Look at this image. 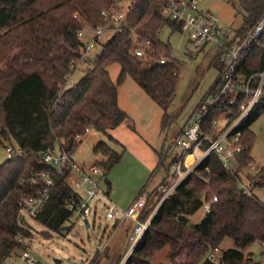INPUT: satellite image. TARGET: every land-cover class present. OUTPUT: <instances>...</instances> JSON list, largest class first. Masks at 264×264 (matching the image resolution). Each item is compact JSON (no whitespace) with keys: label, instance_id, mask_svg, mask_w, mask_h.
<instances>
[{"label":"trees","instance_id":"trees-1","mask_svg":"<svg viewBox=\"0 0 264 264\" xmlns=\"http://www.w3.org/2000/svg\"><path fill=\"white\" fill-rule=\"evenodd\" d=\"M238 2L245 11L244 24L237 31L243 36L264 13V0ZM110 3L111 0H0V64L13 49L31 39L14 56L8 72L0 76V141L13 139L23 149L22 156L7 158L0 166V264H6L16 250L28 249L26 242H19L21 237L27 240L33 237L25 217L20 221L23 215L18 204L24 190L21 180L31 173L45 170L56 182L45 207L34 220L47 231L60 235L69 228L67 222L73 215L66 203L73 198L69 177L58 175L56 169L44 163L40 158L42 152L59 148L75 154L81 144L77 137L84 136L87 128L102 132L110 142L119 144L110 131L129 118L120 108L118 97L119 86L128 76L167 116L179 80V67L175 63L167 57L166 64L159 61L166 49L157 37L159 30L165 25L179 30L174 22L160 15L159 10L167 0H134L124 30L115 32L94 59L93 68L71 89L61 93L59 84L70 64L81 58L83 42L77 32L85 26L84 20L95 25L101 23V12ZM147 39L151 40L152 49L150 58L143 61L135 50ZM113 63L121 66L117 84L108 69ZM214 63L222 71L221 53ZM263 70L264 35L248 52L240 74L248 78ZM244 100L242 94L224 97L212 110L208 122L223 113L229 123L233 122L240 115ZM263 114L264 97L237 128L246 146L237 156L242 168L252 159L250 148L255 134L251 126ZM94 154L98 157L94 164L104 169L106 175L123 158V152L107 142L96 145ZM177 161L179 155L173 157L170 166ZM167 171L169 177H164L153 194L147 193L139 219L145 222L157 211L125 264H165L154 263L152 258L166 246L171 248V261L177 264H199L203 260L202 264H216L207 260V253L226 238H231L235 247L223 251L219 264H254L242 250L255 241L264 242V201L245 192L238 174L226 169L211 153L161 203L164 196L161 187H168L174 177L170 168ZM255 179L254 184L264 179V166ZM107 186L111 189L108 179ZM204 197L211 202V212L199 223L189 224V217L203 208ZM213 197L218 200H211ZM119 256L112 264L120 263L123 254Z\"/></svg>","mask_w":264,"mask_h":264},{"label":"rangeland","instance_id":"rangeland-1","mask_svg":"<svg viewBox=\"0 0 264 264\" xmlns=\"http://www.w3.org/2000/svg\"><path fill=\"white\" fill-rule=\"evenodd\" d=\"M201 8L204 12H212L220 18L228 37L233 36L244 24L245 11L238 0H234V3L230 0H203ZM157 37L166 47L162 56L167 57L170 62L179 67V80L169 104L167 116L165 111L132 77L128 76L119 86V106L127 112L129 118L110 131V134L120 143L114 144L109 141L106 134L91 129L90 132L81 136L80 147L75 153L78 163L91 165L98 159L94 154V147L101 142L110 143L116 151L123 152L122 160L107 174V179L112 184L111 189H108L105 181L103 183L105 193L100 197L97 219L93 216L90 218L92 227L88 228L84 219L74 215L67 222L68 230L60 235L47 231L34 219L23 214L26 226L33 235L32 239L25 240L28 250L42 264H112L118 260L119 254H123L119 264H125L132 253L130 235L135 227L133 220H128L119 226L111 238L110 246L104 253L97 254L100 243L105 241L117 224V218H106V207L116 205L124 211L142 193L143 189L146 193L153 194L164 177H167V168H170L172 175L173 165L170 166V164L174 155L180 154L181 149L175 147L170 156H167L166 152L172 146L173 139L189 120L193 110L216 83L220 72L214 62L221 52V47L217 43L195 46L188 36L180 30H174L170 25L162 27ZM87 38H90L89 34ZM30 41L31 39L13 49L11 54L5 58L0 64V76L8 72L14 56ZM227 41L228 39L223 40L222 44H226ZM106 42H108L107 38H104L88 53L87 62L76 71L75 84L93 68L94 59L102 53ZM108 69L113 82L117 84L121 66L113 63ZM251 130L255 134L250 148L253 167L247 166L238 173L240 187L247 186L249 192L264 201V179L254 184L258 172L264 166V114L251 126ZM10 144H15L13 139L0 141V166L8 158L6 147ZM199 154H202L201 151ZM186 158V163L188 161L189 164L196 166L197 159L188 156ZM173 176H175L174 173ZM204 200L209 202L205 197ZM156 211L157 209L150 216ZM205 215L203 207L195 215L189 217V224L199 223ZM122 216L123 213L120 212L118 218ZM234 247L235 244L231 238H226L219 245L222 251ZM242 251L247 258H251L254 264L264 263V242L255 241ZM170 252V246H166L156 252L152 261L177 264L171 261ZM58 260L61 263H58Z\"/></svg>","mask_w":264,"mask_h":264},{"label":"built area","instance_id":"built-area-1","mask_svg":"<svg viewBox=\"0 0 264 264\" xmlns=\"http://www.w3.org/2000/svg\"><path fill=\"white\" fill-rule=\"evenodd\" d=\"M133 1L111 0L110 5L101 12L103 21L97 25L89 20H84L85 26L77 32L78 38L83 42L81 58L72 61L70 64L68 72L59 84L62 90L61 93L75 85L74 77L76 71L87 62L88 53L95 45L101 43L104 38H107V41L111 40L115 32L124 30ZM202 1L167 0L166 5L159 10L161 17L166 21L174 22L195 46L217 43L221 47V62L223 63V69L220 71L216 83L193 110L189 120L173 139L172 146L166 152L167 156H170L175 147L181 149L180 154H175L176 156L179 155V161L173 163L172 172L175 176L172 182L168 187H161L164 191L161 203L211 153H215L223 162L224 167L233 174H238L242 171L237 156L245 151L246 146L242 143L241 132L237 128L251 113L259 100L264 97V70L248 78H244L240 74V69L246 60L248 52L250 53L260 43L264 35V13L243 36L236 32L233 36L228 37V33L224 30L220 18L212 12H204L202 10ZM77 16L78 13L75 14V17ZM88 34L90 38H87ZM227 39V43L222 44V41ZM151 44L150 39L145 40L135 50V55L139 59L147 61L150 58ZM159 61L161 64L169 62L165 56H162ZM234 94L245 96L238 118L229 123L228 116L223 113L209 123L208 118L212 110L220 104L224 97ZM86 132H90V129L87 128ZM80 139L81 136H78L77 140ZM205 144L208 146L204 147ZM6 151L8 158L23 155V149L16 144L7 145ZM200 151L202 154H199ZM186 153H190L188 156L192 155L197 159L196 166L186 163ZM40 158L44 163L56 169L58 175H68L70 186L73 189V198L68 199L66 203L73 212L72 216L77 215L84 219L89 224L87 227L91 228L90 218L93 216L94 219H97L100 197L105 193L103 186L104 181L106 183L107 179L105 170L95 164H80L76 161L75 154H68L59 148L42 152ZM191 166L194 167L191 168ZM248 166L253 167L252 160L249 161ZM21 185L24 187L18 199L21 214H26L31 219H35L45 207L53 188L56 186L55 178L50 172L45 170L36 171L23 178ZM242 188L245 192L250 193L247 186L244 185ZM217 200L218 198L215 197L214 201ZM146 202L147 193L143 189L142 193L124 211L116 205L106 207V218H117V224L105 241L100 243L101 246L97 254H102L106 251L110 246L115 230L128 220H133L135 223L134 230L130 235L132 239L130 251H133L141 241L154 216H150L145 222L139 219ZM203 207L205 214L210 213L212 210L211 202H205ZM120 212L123 213V216L118 218ZM23 217L25 216L23 215ZM25 240L21 237L19 242L24 243L26 242ZM222 258L223 251L219 247L212 248L207 253V260L212 263L219 264ZM7 260V264H42L28 249L16 250Z\"/></svg>","mask_w":264,"mask_h":264},{"label":"water","instance_id":"water-1","mask_svg":"<svg viewBox=\"0 0 264 264\" xmlns=\"http://www.w3.org/2000/svg\"><path fill=\"white\" fill-rule=\"evenodd\" d=\"M23 219H24V218H23V216H22V217L20 218V221H23ZM86 224H87V226L89 225V224L87 223V221H86ZM58 263H61V261L58 260Z\"/></svg>","mask_w":264,"mask_h":264},{"label":"bare ground","instance_id":"bare-ground-1","mask_svg":"<svg viewBox=\"0 0 264 264\" xmlns=\"http://www.w3.org/2000/svg\"><path fill=\"white\" fill-rule=\"evenodd\" d=\"M188 157H192V158H194V156H192V155H191V156H188ZM187 163L189 164V162H188V161H187Z\"/></svg>","mask_w":264,"mask_h":264},{"label":"crops","instance_id":"crops-1","mask_svg":"<svg viewBox=\"0 0 264 264\" xmlns=\"http://www.w3.org/2000/svg\"><path fill=\"white\" fill-rule=\"evenodd\" d=\"M106 185H107V179H106ZM112 185V184H111ZM108 187V186H107ZM203 219V218H202Z\"/></svg>","mask_w":264,"mask_h":264}]
</instances>
